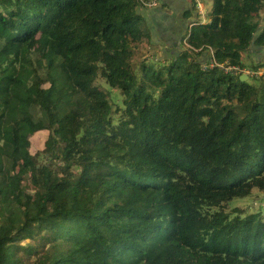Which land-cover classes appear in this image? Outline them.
I'll return each instance as SVG.
<instances>
[{
  "label": "trees",
  "instance_id": "1",
  "mask_svg": "<svg viewBox=\"0 0 264 264\" xmlns=\"http://www.w3.org/2000/svg\"><path fill=\"white\" fill-rule=\"evenodd\" d=\"M152 1L0 0V264H264L225 206L264 190V76L201 67H264V0H188L170 58Z\"/></svg>",
  "mask_w": 264,
  "mask_h": 264
},
{
  "label": "rangeland",
  "instance_id": "2",
  "mask_svg": "<svg viewBox=\"0 0 264 264\" xmlns=\"http://www.w3.org/2000/svg\"><path fill=\"white\" fill-rule=\"evenodd\" d=\"M198 1V11L200 16L201 23H206L209 18V14L212 11L213 2L212 0H197ZM264 14V12H263ZM186 48H190L189 44H185ZM59 46L57 44H54L51 48V51H57ZM156 51V48H155ZM246 65H250V60H245ZM264 64V61H263ZM264 68V67H263ZM262 69V68H261ZM245 70H252L251 68H246ZM246 75V74H245ZM248 76V75H246ZM259 76H264L258 75ZM249 78V77H248ZM250 83H253L252 80H248ZM97 84L100 86V88L103 91H106L109 93L112 98V103L114 106V110L116 107V104L122 105L123 96L120 91L113 90L109 87L108 84L104 83V81H98ZM32 92H36V89L34 87L31 88ZM46 133H37L31 140H29V144L31 143V150H40L43 146V143L45 141ZM21 143L23 145L27 144L26 139H22ZM34 163L38 166L39 171L36 175H34V180L39 181L41 176L43 175V162L41 160L35 159ZM213 206H219V202H212ZM226 211L229 213H233L235 209L242 211L244 214L247 213H255V212H261L262 217L264 218V190L254 189L252 194L248 197L244 198H234L226 205ZM6 233L3 229H0V235H3Z\"/></svg>",
  "mask_w": 264,
  "mask_h": 264
},
{
  "label": "crops",
  "instance_id": "3",
  "mask_svg": "<svg viewBox=\"0 0 264 264\" xmlns=\"http://www.w3.org/2000/svg\"><path fill=\"white\" fill-rule=\"evenodd\" d=\"M189 9L190 4L188 0H162V8L155 9L148 15L153 27L157 30V34L160 36V32H162L168 39V42H170V45L171 41L177 39L180 33L185 32V21L192 20L189 18ZM174 45L176 48L180 46L178 44ZM175 46L173 47L170 45L167 48L174 49ZM184 49H186V47L183 46L182 50L184 51Z\"/></svg>",
  "mask_w": 264,
  "mask_h": 264
},
{
  "label": "built area",
  "instance_id": "4",
  "mask_svg": "<svg viewBox=\"0 0 264 264\" xmlns=\"http://www.w3.org/2000/svg\"><path fill=\"white\" fill-rule=\"evenodd\" d=\"M157 0H153L152 3L150 5H156ZM186 44V42H185ZM191 49L192 51L198 52L200 50H195L192 47L188 48ZM210 55L211 58L208 62H204L202 64V70L204 71H209V70H213L215 68H219L221 70H223L226 74H241V75H248V77H256L258 75H262L264 74V68H260L259 70H245L246 68H242L240 66H233V65H229L228 63H219L216 61L215 57H214V51L212 49H210Z\"/></svg>",
  "mask_w": 264,
  "mask_h": 264
},
{
  "label": "water",
  "instance_id": "5",
  "mask_svg": "<svg viewBox=\"0 0 264 264\" xmlns=\"http://www.w3.org/2000/svg\"><path fill=\"white\" fill-rule=\"evenodd\" d=\"M251 51H259L260 56H258L260 59L264 56V49L260 46H256L254 43L252 44ZM182 52V45L179 46V48L170 49L169 52H165V57L170 58L172 55L178 57L180 56ZM249 80L248 76L242 75L241 81H247Z\"/></svg>",
  "mask_w": 264,
  "mask_h": 264
}]
</instances>
